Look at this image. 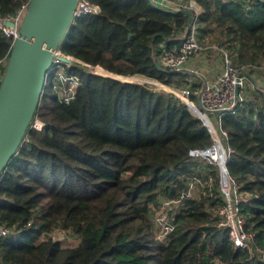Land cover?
<instances>
[{"label":"trees","instance_id":"obj_1","mask_svg":"<svg viewBox=\"0 0 264 264\" xmlns=\"http://www.w3.org/2000/svg\"><path fill=\"white\" fill-rule=\"evenodd\" d=\"M29 0H0V23ZM99 12L77 20L62 53L120 76H138L176 91L194 104L201 82L188 87L186 72L154 63L160 43L171 46L187 15L154 8L148 0H89ZM197 38L233 65L264 68V0H197ZM13 36L0 29V59ZM101 68V69H100ZM64 74L80 85L65 103L48 76L35 112L44 127L28 130L0 173V220L11 230L0 240L3 264H264V94L245 98L220 117L233 150L226 169L246 202L238 205L251 252L234 249L228 230L217 228L223 205L214 165L188 158L212 144L188 106L169 89L94 74L75 64ZM263 76V75H262ZM2 77V76H1ZM264 79V77H262ZM210 181L196 196L188 183ZM178 203L165 210V201ZM167 212L171 228L157 217ZM164 232L163 237L158 238ZM79 240L62 248L52 238ZM43 238V239H41Z\"/></svg>","mask_w":264,"mask_h":264},{"label":"built area","instance_id":"obj_2","mask_svg":"<svg viewBox=\"0 0 264 264\" xmlns=\"http://www.w3.org/2000/svg\"><path fill=\"white\" fill-rule=\"evenodd\" d=\"M158 9L164 11H179L189 10L191 12L190 25L186 26L184 33L178 37V43L167 46L165 43H160L158 49L153 51L154 58L162 64L165 68L174 73L186 72V65L190 60L203 49L197 38V28L199 15L202 12V8L197 0H150ZM244 3H250L251 0H242ZM26 5H22L15 14L9 19H13L15 24L18 25L24 15ZM99 12V8L92 4L89 0H78L77 5L73 11L72 25L77 20L85 19L87 16ZM0 29L9 34V30L0 24ZM216 49V47H212ZM223 53V66L221 72L214 77V79H202V86L197 92L201 104L208 111L228 110L235 107L238 103H241L246 94L247 88H253L264 94V79H260L257 73L252 77H248L247 71L252 68L250 65H233L227 54ZM8 57V56H7ZM7 57L0 59V79L4 71V65ZM60 57H68L69 63L62 62ZM75 64H79L85 67L88 71L94 74H101V70L98 71L97 67L89 66L71 56H68L61 52L60 48L54 53L53 63L47 72L48 76L55 77L59 82L60 99L68 103L74 95L75 89L80 85L79 79L76 76L64 74V67L70 68ZM94 70L95 72H93ZM191 74V71H190ZM195 75H189L187 77L188 87L194 83ZM47 80V79H46ZM46 83V81H45ZM44 83V85H45ZM237 86V98L235 100L234 89ZM178 96L183 102H193L187 99L188 91H171ZM187 105V104H186ZM188 106V105H187ZM189 108V107H188ZM190 109V108H189ZM191 110V109H190ZM192 111V110H191ZM193 112V111H192ZM194 113V112H193ZM202 123L206 127L209 136L212 140V144L206 148H196L188 151L187 157L200 159L206 161L210 165H214L219 175V188L223 197V205L218 210L217 215L220 220L217 223V228H225L228 230L229 236L232 240V244L237 251L251 252L253 249V233L248 232L245 229V221L239 215L238 205L246 202V197L242 196L238 192V185L235 181L229 177L226 169V163L229 155L233 150L227 145V135L221 128L220 117L222 114L203 113ZM215 122V123H214ZM44 127L43 122L35 115L33 116L28 130H35L40 132ZM26 136V135H25ZM220 137L224 144H221L217 138ZM25 139V137H24ZM24 141V140H23ZM221 147V157H219L215 148ZM192 186H195L193 182L188 184V189L185 194L180 196V199L188 197L190 195ZM175 201H165L163 205H169L170 203H177ZM171 208V207H170ZM169 208V209H170ZM159 222H163L165 232L170 230L171 226L167 221V218L161 217ZM161 224V223H160ZM11 230L0 220V240L7 237ZM0 264H3L0 261Z\"/></svg>","mask_w":264,"mask_h":264},{"label":"water","instance_id":"obj_3","mask_svg":"<svg viewBox=\"0 0 264 264\" xmlns=\"http://www.w3.org/2000/svg\"><path fill=\"white\" fill-rule=\"evenodd\" d=\"M78 0H29L24 15L18 25L13 19L0 23L9 28L13 42L0 79V173L16 154L26 135L29 124L38 107L47 72L53 63L54 53L60 48L72 26L73 11ZM150 6L157 8L150 0ZM187 15L189 10L172 11ZM60 60L69 63L68 57ZM154 63L158 61L154 58ZM101 69V68H100ZM103 76L130 82L129 76H120L101 69ZM102 75V74H101ZM150 81V80H149ZM155 85L154 82H145ZM237 86L234 89L237 98ZM185 104L203 120V113L223 114L228 110L208 111L197 96L196 105Z\"/></svg>","mask_w":264,"mask_h":264},{"label":"rangeland","instance_id":"obj_4","mask_svg":"<svg viewBox=\"0 0 264 264\" xmlns=\"http://www.w3.org/2000/svg\"><path fill=\"white\" fill-rule=\"evenodd\" d=\"M214 50L215 49L213 48L212 51H214ZM211 52L208 51V50L207 51L203 50L200 53H198L195 56V58H200L201 57V58L207 59V66L206 67H208L210 69V71H213V69H215L214 72H215V74H217L219 71L222 70L221 59H222L223 54L222 53H219L218 51H217L218 53H215V52L211 53ZM229 59H230V57H229ZM5 65H6V63H5ZM5 65H4V67H5ZM92 71L95 72L94 70H92ZM261 71L263 73H261ZM259 73H261V75L260 74H257L258 77L260 79H263L262 77H264V68L261 69L259 71ZM101 74L104 75V73L102 71H101ZM51 80H52V83H53V90L56 91L58 89V93H59V91H60L59 90V85H58L59 82L57 81V79L55 77L53 79L51 78ZM130 81H138V82H144L145 81V82H149V83L150 82H153V81H149L148 79H145V78H142V77H138V76H132V77H130ZM154 83L157 84L158 87H162V88H165L167 90L169 89L170 91H173L174 90L172 88H167V87H165V86H163V85H161L159 83H156V82H154ZM217 140H219V142L221 144H224V142L222 141V139L220 137H218ZM209 183H210L209 180L206 181V182L200 180L199 185L192 186L193 189H191L190 195L188 197H192V196L194 197V196H196V194L198 193V191L200 192V191L204 190V185L205 184H209ZM177 203H178V201H177ZM177 203H170L169 205H166V206L163 205V206L165 207V210H168L170 207H173ZM161 217L168 218L167 212L164 211L163 213H160L159 216L157 217L158 227H160L159 226L160 223H161V226L164 227L163 222H159ZM164 234H165L164 232L161 234V230H160V235H158V238H159V236L160 237H163ZM52 238L55 241H59L62 248H74V247L78 246V243H79V240H77V239H70V238L69 239L68 238L66 239V238H64L63 233L61 231H55V232H53ZM41 239H43V238H41Z\"/></svg>","mask_w":264,"mask_h":264},{"label":"crops","instance_id":"obj_5","mask_svg":"<svg viewBox=\"0 0 264 264\" xmlns=\"http://www.w3.org/2000/svg\"><path fill=\"white\" fill-rule=\"evenodd\" d=\"M203 48H205L204 46H202ZM209 47H214V46H209ZM205 50V49H203ZM202 50V51H203ZM207 51V50H205ZM210 52L212 51L209 50ZM221 53L219 50L215 49L214 51H212L211 53L215 52V53ZM197 55V54H196ZM195 55V56H196ZM192 58L190 60V62L186 65V73H188L189 75H195V79H198L200 82H201V86H202V79H214V77H216V75H218V73H220L221 71H219L217 74H215L214 70L213 71H210V69L207 66V59L205 58ZM223 62H224V59H223V56H222V59H221V63H222V66H223ZM190 71H191V74H190Z\"/></svg>","mask_w":264,"mask_h":264},{"label":"bare ground","instance_id":"obj_6","mask_svg":"<svg viewBox=\"0 0 264 264\" xmlns=\"http://www.w3.org/2000/svg\"><path fill=\"white\" fill-rule=\"evenodd\" d=\"M9 31H10V29L9 28H7ZM215 152H216V154L219 156V157H221V154H220V152H221V147L220 148H215Z\"/></svg>","mask_w":264,"mask_h":264}]
</instances>
